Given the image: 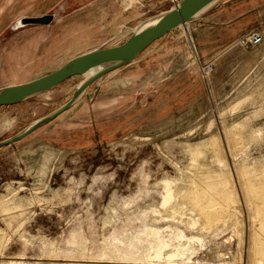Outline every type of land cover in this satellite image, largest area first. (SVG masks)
Listing matches in <instances>:
<instances>
[{"label": "rangeland", "instance_id": "1", "mask_svg": "<svg viewBox=\"0 0 264 264\" xmlns=\"http://www.w3.org/2000/svg\"><path fill=\"white\" fill-rule=\"evenodd\" d=\"M152 2L0 0V88L124 42L160 14ZM212 5L234 25L205 28L217 43L203 55L191 42L189 63L153 77L149 53L0 148V264H264L261 220L243 190L245 179L264 184V41L243 42L253 30L264 37V0ZM46 13L56 14L50 25L14 27ZM83 80L0 106V141L60 108Z\"/></svg>", "mask_w": 264, "mask_h": 264}, {"label": "water", "instance_id": "2", "mask_svg": "<svg viewBox=\"0 0 264 264\" xmlns=\"http://www.w3.org/2000/svg\"><path fill=\"white\" fill-rule=\"evenodd\" d=\"M218 0H181L179 5L160 13L158 21L143 29L134 31L124 42L91 50L82 53L57 69L38 78L8 85L0 88V106L12 105L30 98L43 91L49 90L65 80L83 75L90 69H96V73L83 81L73 92L72 97L60 108L52 113L36 120L23 131L12 137L0 141V148L19 140L49 123L60 114L69 110L83 92L95 81L104 75L132 62L144 52L154 41L165 36L178 26L185 25L193 20L204 8ZM56 18L55 13H46L39 16H26L18 20L14 27L23 25H50Z\"/></svg>", "mask_w": 264, "mask_h": 264}, {"label": "crops", "instance_id": "3", "mask_svg": "<svg viewBox=\"0 0 264 264\" xmlns=\"http://www.w3.org/2000/svg\"><path fill=\"white\" fill-rule=\"evenodd\" d=\"M172 6L173 5L170 0H162V1L153 0L151 10L154 12L163 13L169 10ZM224 7L225 6L213 7V5H211L210 7L199 13L193 20L188 22L189 27H191L190 33H187L185 30L180 29L181 26L176 27L175 29L167 33L165 36L156 40L150 46L149 49L142 52L132 62L104 75L98 80H101L105 77H109L113 73L122 70L123 68L132 66V64H134L136 61L140 60L141 58L146 57L149 53L151 54L152 63L155 65L153 66L155 68L151 73L153 77L159 76L161 73H163L161 71V69L163 68L170 69L173 66H183L186 62L189 63V61L192 60L191 46L193 47L195 45L197 50L199 49L200 53L202 52L203 55L204 45L206 43H217V41L214 42L213 40L206 39V35L204 34L205 28L225 29L234 25V23H231L232 19H227V20L225 19L228 18V15H225L226 10ZM145 13L146 11L144 10V11L136 12L135 14H133V16L135 17L138 14L140 16ZM235 34L237 37H241L239 36V34L237 33ZM190 35L192 38L190 37ZM215 35L218 37L222 36L220 33ZM191 42H193L194 45ZM137 79L133 80L135 81V84L136 82H138ZM76 103L77 101L75 102V104Z\"/></svg>", "mask_w": 264, "mask_h": 264}, {"label": "bare ground", "instance_id": "4", "mask_svg": "<svg viewBox=\"0 0 264 264\" xmlns=\"http://www.w3.org/2000/svg\"><path fill=\"white\" fill-rule=\"evenodd\" d=\"M212 5V4H211ZM211 5H209V6H207L206 8H204V10L205 9H207L208 7H210ZM203 10V11H204ZM160 16V15H159ZM159 16H155V17H151V18H148L147 20H144V21H142L140 24H138V25H136L135 27H134V31H136V30H140V29H143V28H145V27H147V26H149V25H152V24H155L157 21H158V18H159ZM188 23V22H187ZM189 41V40H188ZM155 42V41H154ZM153 42V43H154ZM152 43V44H153ZM151 44V45H152ZM150 45V46H151ZM196 50V49H195ZM96 69H90V70H88L87 72H85V74H83V76H84V80L83 81H85V80H87V79H89L90 77H92V75H94L95 73H96ZM240 124H242V123H237L236 124V126H238V125H240ZM239 129H240V127H238ZM238 128H236V129H238ZM229 130V129H228ZM233 130V129H232ZM227 131V130H226ZM230 131H231V129H230ZM232 132V131H231ZM227 133H228V131H227ZM232 134H234L233 132H232ZM230 136V135H229ZM234 136V135H233ZM229 138V137H228ZM236 155V154H235ZM221 159V158H220ZM241 169V168H240ZM242 174H243V176L245 175V172H244V170L242 169ZM260 178V177H259ZM245 181V183H243L244 185H243V187H244V193H245V195H246V197H247V201H248V203L249 204H252V206H254V208H255V217H257V218H259V220H261V222H260V229L263 231V233H264V202L263 203H259V201L260 200H262L263 198H264V184L263 185H257V186H255L256 185V183H255V185L254 184H251L249 181H247V179H245L244 180ZM261 181H263V180H261ZM242 187V188H243ZM171 188V187H170ZM170 190V189H169ZM167 192H168V190H167ZM225 193H228V192H225ZM168 194V193H167ZM169 194L171 195V192H169ZM168 194V195H169ZM227 195V194H226ZM235 195L236 194H234V195H232V196H229L228 197V199H233V198H235ZM196 196V195H195ZM263 196V198L262 199H260L259 197H262ZM169 197H171V196H169ZM168 197V198H169ZM259 198V199H258ZM236 199V198H235ZM259 201H258V200ZM264 200V199H263ZM165 201L167 202L168 201V199L166 198L165 199ZM196 201V200H195ZM227 201V200H226ZM236 201V200H235ZM197 202V201H196ZM212 202V201H211ZM164 203V202H163ZM217 203V202H216ZM226 203V202H225ZM218 204V203H217ZM212 206V205H211ZM218 206H220V205H218ZM216 207V206H215ZM222 208H223V206H222ZM225 208V207H224ZM223 208V210L225 211V209ZM202 209V208H201ZM206 209H207V207H206ZM221 210V209H220ZM201 211V210H200ZM208 212L209 211H207V213H205V214H207L208 215ZM217 212V211H216ZM218 213V212H217ZM223 213V212H222ZM224 215L226 214V213H223ZM220 215V214H219ZM228 215V214H227ZM223 216V215H222ZM207 218H208V216H207ZM207 220V219H206ZM213 220H215V219H213ZM211 218H208V222H207V224L208 225H211L212 224V222H214ZM219 220H220V218H219ZM206 226V225H205ZM157 233H159V230H155ZM178 236V235H177ZM184 238V237H183ZM186 238V237H185ZM188 239V238H187ZM190 239V238H189ZM253 241H254V244H258L259 243V239H258V237H257V234H254L253 235ZM161 246L160 247H162V246H166L167 245V243L166 242H163L162 240H161ZM253 244V245H254ZM262 245V244H261ZM262 247H264V245L262 246ZM187 248V247H186ZM256 248V247H255ZM255 248H254V250H255ZM184 249V248H183ZM251 250H253V249H251ZM256 250L258 251V252H262V254L264 255V248L262 249H260L259 247H257L256 248ZM181 253V252H180ZM256 253V252H255ZM257 254V253H256ZM173 254H171V256H172ZM178 256V255H177Z\"/></svg>", "mask_w": 264, "mask_h": 264}, {"label": "built area", "instance_id": "5", "mask_svg": "<svg viewBox=\"0 0 264 264\" xmlns=\"http://www.w3.org/2000/svg\"><path fill=\"white\" fill-rule=\"evenodd\" d=\"M140 1H144V2H149L151 0H140ZM173 7L179 5L181 0H170ZM264 41V37L262 35V33L260 31H251L246 37H244L243 42L245 45H249V46H258L260 45L262 42ZM204 72H209L212 70V67L210 65V63L205 64L204 66H202Z\"/></svg>", "mask_w": 264, "mask_h": 264}]
</instances>
